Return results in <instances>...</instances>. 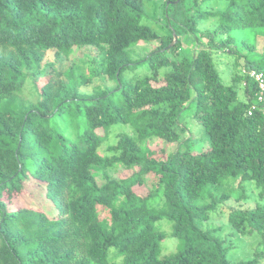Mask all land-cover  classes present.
I'll return each instance as SVG.
<instances>
[{"label":"trees","instance_id":"obj_1","mask_svg":"<svg viewBox=\"0 0 264 264\" xmlns=\"http://www.w3.org/2000/svg\"><path fill=\"white\" fill-rule=\"evenodd\" d=\"M184 1L172 4L176 24L194 37L192 55L179 38L168 48L173 33L143 22L144 0H0V264H264V112L249 115L257 85L243 74L227 84L213 52L225 49L264 74V48L234 46V32L264 29V0H220L226 7L206 31ZM144 45L157 47L135 54ZM88 46L106 49L104 73L115 87L83 93L72 69L45 62L49 51L68 59ZM144 68L149 75L125 77ZM192 106L208 147L161 159L148 143L184 142ZM118 125L132 133L108 147L112 156L101 154ZM118 166L137 170L113 180ZM231 178L254 182L262 199L229 212L228 226L258 242L240 261L209 224ZM149 182L148 196L139 194ZM164 219L181 242L170 255Z\"/></svg>","mask_w":264,"mask_h":264},{"label":"rangeland","instance_id":"obj_2","mask_svg":"<svg viewBox=\"0 0 264 264\" xmlns=\"http://www.w3.org/2000/svg\"><path fill=\"white\" fill-rule=\"evenodd\" d=\"M177 0H144L145 17L143 22L149 25L155 32L161 35H171L178 34L177 38L182 40V52L192 55L196 49V44L193 41V35H186L182 32L181 28L175 22V10L174 5ZM171 3V4H170ZM170 9L168 10V8ZM226 7L225 2L220 0H199L196 4H191V0H185L182 4V10L188 13V17L194 18V22H197L198 28L201 31L213 30L216 25L217 13L224 10ZM202 14V15H200ZM197 15V16H195ZM200 15V16H198ZM171 24V25H170ZM177 33H176V32ZM234 36L237 38L235 42V47L237 51L242 53L243 47L246 42H251L257 44L259 49L264 48V29H250V30H238L234 32ZM201 41L206 44L208 41L201 37ZM177 44V43H176ZM157 45L150 46H140L135 50V54L144 56L143 49L146 50V54L155 50ZM214 59L218 70L220 71L223 80L227 84H232L235 77L241 76L244 70L243 66L237 65V58L232 56L225 49H214ZM106 54L105 48L100 47H81L76 48L71 56L66 58H61L57 60L55 58V53L49 51L46 55L45 62L55 63L57 69L62 73L72 69L75 78L80 80V91L83 93H92L93 89L98 86H108L115 87L114 82L107 80L104 73L105 63L104 56ZM181 59V52H179V57ZM165 69L162 70L163 73ZM150 73L146 68L140 69L135 73L129 72L125 75L127 79L133 76L144 77ZM67 81V79H65ZM239 85V96L241 100H244V85L245 80ZM182 125L186 136V140L182 143H174L171 145L166 144L162 140H155L148 143V147L153 151L157 152L158 157L163 160H167L168 157L176 153L179 149H196L204 150L209 145L208 135L204 132L202 125L194 116V107L192 106L190 110H186L183 113ZM132 131L129 127L124 125H118L112 129L111 136L107 142L104 144L100 152L101 154L112 156L111 153L107 151L108 147L111 145H117L124 134H131ZM137 168H132L126 170L122 166L110 170L108 175L111 179H122L124 177L132 175ZM99 181L101 184L105 182V175L103 172L99 175ZM245 189V191H243ZM152 190V182H149L146 186L138 188L137 192L143 196H148ZM217 194L219 197L227 196L226 201L219 207V212L217 216L211 219L210 225L213 228H222L220 230V235L223 240L229 241L227 247L232 251V258L236 261L244 260L249 257H253L254 251L257 247V240L253 236H244L236 233L228 226V216L230 210L234 209H254L258 203H262V199L259 195V191L254 182L241 183L238 179H228L223 187H221ZM243 195V196H240ZM48 208V207H47ZM56 210H50L49 213L53 214ZM167 219L162 220L159 225H162L163 231L167 234V240L164 243V255H170L175 253L181 244L172 235V225H169ZM235 253V254H234Z\"/></svg>","mask_w":264,"mask_h":264},{"label":"built area","instance_id":"obj_3","mask_svg":"<svg viewBox=\"0 0 264 264\" xmlns=\"http://www.w3.org/2000/svg\"><path fill=\"white\" fill-rule=\"evenodd\" d=\"M242 74L249 79H251L258 88V92L256 94V101L252 105V109L249 111V115H253L256 110L262 109L264 112V74L257 72L256 70H247L244 69Z\"/></svg>","mask_w":264,"mask_h":264},{"label":"water","instance_id":"obj_4","mask_svg":"<svg viewBox=\"0 0 264 264\" xmlns=\"http://www.w3.org/2000/svg\"><path fill=\"white\" fill-rule=\"evenodd\" d=\"M179 2H180V0H177V1L175 2V4H177V3H179ZM170 4H171V3H170ZM177 41H178L177 35L174 34V40H173V42L169 45L168 48H172V47L177 43Z\"/></svg>","mask_w":264,"mask_h":264}]
</instances>
